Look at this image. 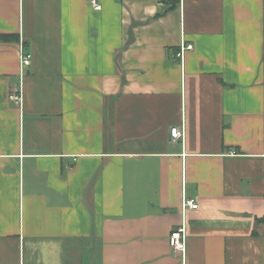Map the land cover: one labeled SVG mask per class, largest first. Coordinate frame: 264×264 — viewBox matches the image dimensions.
Here are the masks:
<instances>
[{"label":"crops","instance_id":"obj_1","mask_svg":"<svg viewBox=\"0 0 264 264\" xmlns=\"http://www.w3.org/2000/svg\"><path fill=\"white\" fill-rule=\"evenodd\" d=\"M95 1L0 0V264H264V0Z\"/></svg>","mask_w":264,"mask_h":264},{"label":"built area","instance_id":"obj_2","mask_svg":"<svg viewBox=\"0 0 264 264\" xmlns=\"http://www.w3.org/2000/svg\"><path fill=\"white\" fill-rule=\"evenodd\" d=\"M92 5L95 9L100 8L99 4L95 0H92ZM191 48H192L191 44H185V45L182 44L180 51L175 53L173 56L180 58L185 50L191 49ZM31 58H32L31 53L24 51L23 46L21 44L20 52H19V70H20L21 77L23 76L24 69L31 64ZM10 98L15 103L20 104L21 102L20 83L18 87L11 92ZM170 135H171V139L175 140L177 138L182 137L183 131L182 129L178 127H172L170 129ZM181 208L184 211H186L187 209H197L198 203L194 199L183 197L182 202H181ZM185 240H186V228L184 224L177 226L175 229H173L170 232L169 244L174 249L180 252H184L185 251Z\"/></svg>","mask_w":264,"mask_h":264}]
</instances>
